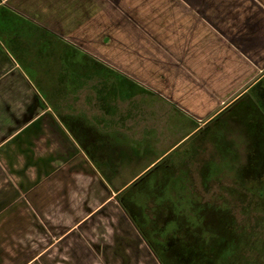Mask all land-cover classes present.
<instances>
[{"label": "crops", "instance_id": "crops-1", "mask_svg": "<svg viewBox=\"0 0 264 264\" xmlns=\"http://www.w3.org/2000/svg\"><path fill=\"white\" fill-rule=\"evenodd\" d=\"M263 73L264 0H0V264H160L119 194Z\"/></svg>", "mask_w": 264, "mask_h": 264}, {"label": "flooded vegetation", "instance_id": "flooded-vegetation-1", "mask_svg": "<svg viewBox=\"0 0 264 264\" xmlns=\"http://www.w3.org/2000/svg\"><path fill=\"white\" fill-rule=\"evenodd\" d=\"M263 89L264 85L258 91ZM253 101L248 112L223 124L222 134L200 144L195 157L185 152L175 158L184 143L236 109H230L234 103L209 122L199 123L195 134L149 169L168 159L170 172H158L141 189L122 197L141 237L163 264H264V102ZM222 167L234 175L235 185L222 189L241 203L246 218L242 224L226 203L200 199L191 191L192 177L198 173L209 195L211 177ZM183 197L192 202L183 205Z\"/></svg>", "mask_w": 264, "mask_h": 264}, {"label": "rangeland", "instance_id": "rangeland-1", "mask_svg": "<svg viewBox=\"0 0 264 264\" xmlns=\"http://www.w3.org/2000/svg\"><path fill=\"white\" fill-rule=\"evenodd\" d=\"M263 74H261V75H263ZM258 79L259 78L254 79V81H252L249 84L251 85L253 82L257 81ZM261 79H259V80H261ZM260 83L262 85H264V77H263V81H261ZM249 86H247V87H249ZM249 93H251L250 96L252 99H254V97H255V99L264 102V89L261 92H259L257 90L253 93L250 92V90H248L247 93H245V94H249ZM254 95H258V96H254ZM241 106H243V104ZM237 109H238V107L236 109L228 112L226 115L223 116V118H221L218 122H216L214 125H212L207 131L199 133L196 137H194L193 139L184 143L180 147V149L175 153V158L183 157L185 152L188 153L190 156L195 157L196 152L198 151L200 144L210 140V138L215 134H222L223 133V128H222L223 124L227 123V122L230 123V120L235 115ZM198 120H200V121H198L199 123H205V121H206V119L205 120L198 119ZM184 141H186V140H184ZM158 150L161 151V148L159 147ZM150 160H151V157L147 158V161H150ZM217 161H219V160H217ZM162 168L163 169H161L159 171L160 174H164L165 172H168L165 167H162ZM227 171H228L227 169L222 167L221 171L218 170L217 173L212 175L210 183H209V195H207L206 191L204 190V188L202 186L201 179L199 177L200 175L198 173H195V175L192 177L195 187L191 191L194 194H196L197 197L200 199L206 200L209 197L208 198L209 201H213L214 203H219L220 205L226 203L228 205V207H230L233 210L234 215L237 218L238 223L242 224L246 220V218L241 213L242 212V208L240 206L241 203L238 202V200L231 198V196H229L228 193L222 189L223 187L235 185L234 175L228 174ZM179 185L180 184L177 182L176 187L179 188L180 187ZM171 188H172V186H171ZM171 188H170V190H171ZM167 193H168V191H167ZM191 202H192V200L187 199L186 197H183V199L180 201V203H182L183 205H186L187 203H191ZM246 223H247V221H246ZM251 223H253V222H251ZM262 241L264 242V233L262 234Z\"/></svg>", "mask_w": 264, "mask_h": 264}, {"label": "trees", "instance_id": "trees-1", "mask_svg": "<svg viewBox=\"0 0 264 264\" xmlns=\"http://www.w3.org/2000/svg\"><path fill=\"white\" fill-rule=\"evenodd\" d=\"M91 69H93V64L91 65L90 62H86V69L87 72H89ZM89 70V71H88ZM104 70V68H103ZM104 74V73H103ZM104 76V75H103ZM118 77V84L121 86V83H122V77L120 75L117 76ZM108 79L109 78H106V77H103L102 79V83L104 84L103 86H106L107 83H108ZM60 81L62 79H59ZM263 81V80H262ZM261 82V81H260ZM258 82L255 86H253L251 89H250V92H255L258 90V88L260 86H262V84ZM251 93L249 94H244L243 96H241L237 101L234 102L233 106L230 107V109H233V108H237V111L235 113L236 116H239V114L243 111V110H247L246 112H248V108L251 106V104L254 102L253 99L251 98L250 96ZM254 96H258V95H254ZM255 98V97H254ZM260 101V100H258ZM243 104V106H241ZM251 108V107H250ZM223 114V113H222ZM254 129H256L254 127ZM259 131V129H257ZM169 163V160L168 159H165L163 162H160L159 164H157L154 168H152L151 170H149L145 175H143L142 177H140L137 181H135L129 188L128 190H126L124 193H120L119 194V202L121 203L123 209L125 210V212L127 213V215L131 218V216L129 215L128 211H127V205L126 203L123 201L122 197H124L126 194L128 193H131L133 190L135 189H141L143 187V184H145V182L150 178V177H153L155 175H157V173L163 169L162 167H165L167 169L168 172H170V170H172L171 166L168 165ZM158 171V172H157ZM131 220L133 221V219L131 218ZM134 223V221H133ZM135 224V223H134ZM137 228V227H136ZM155 256L157 257V259L159 260V262L161 264L162 261L161 259L159 258L158 254L155 253Z\"/></svg>", "mask_w": 264, "mask_h": 264}]
</instances>
